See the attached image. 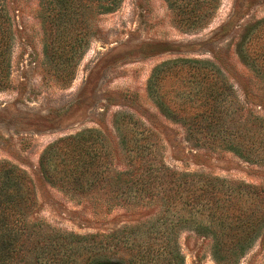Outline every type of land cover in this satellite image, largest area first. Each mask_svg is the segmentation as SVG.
Masks as SVG:
<instances>
[{
    "label": "rangeland",
    "instance_id": "1",
    "mask_svg": "<svg viewBox=\"0 0 264 264\" xmlns=\"http://www.w3.org/2000/svg\"><path fill=\"white\" fill-rule=\"evenodd\" d=\"M5 6L13 41L9 80L0 89V162L17 167L32 182L36 205L30 223L35 234L43 236L49 229L107 234L136 229L162 216V224L187 216L179 205L164 212L159 204L120 202L109 209L102 199L95 202L88 195L49 185L39 169L42 152L52 142L84 131L108 139L113 155L108 161L116 171L132 165L140 167L136 175L150 170L160 177L162 170L264 187L263 163L196 147L188 141L185 127L162 114L148 93L151 73L162 62L209 61L231 86L236 113L264 119V0H220L208 23L198 22L190 29L164 0H122L115 11L92 18L94 34L68 84L55 78L45 63L38 0H5ZM119 113L132 118L115 126ZM109 192L113 191L98 188L93 193ZM173 236L184 264H215L209 241L191 222H180ZM164 237L159 223L151 238L159 245ZM28 261L16 264H31ZM151 264L168 261L163 255ZM238 264H264V230Z\"/></svg>",
    "mask_w": 264,
    "mask_h": 264
},
{
    "label": "trees",
    "instance_id": "2",
    "mask_svg": "<svg viewBox=\"0 0 264 264\" xmlns=\"http://www.w3.org/2000/svg\"><path fill=\"white\" fill-rule=\"evenodd\" d=\"M164 1L188 29L198 22L208 23L220 5V0ZM121 2L38 0L43 54L55 78L63 84L74 78L77 61L94 34L92 18L115 11ZM12 41V19L5 0H0V89L9 80ZM148 93L162 114L185 127L188 141L196 147L230 151L249 163L264 164V119L236 113L232 88L211 62L164 61L153 69ZM131 118L119 113L114 125ZM122 143L127 146L123 139ZM126 148L131 152V147ZM110 156L108 139L84 131L49 144L40 156L39 169L49 185L88 195L95 202L102 199L109 209L120 202L159 204L164 212L179 205L187 216L168 224H162V216L136 229L107 234L78 235L53 229L43 236L35 234L30 223L36 205L32 182L17 167L0 162V264L27 259L31 264H151L163 255L168 264H184L172 240L180 222H191L209 241L215 264H238L264 230V187L162 170L160 177L150 170L137 176L138 166L130 165L127 171L112 169ZM98 188L113 192L93 193ZM159 223L165 239L156 245L151 235L156 236Z\"/></svg>",
    "mask_w": 264,
    "mask_h": 264
}]
</instances>
